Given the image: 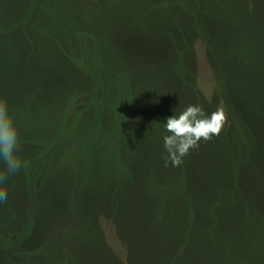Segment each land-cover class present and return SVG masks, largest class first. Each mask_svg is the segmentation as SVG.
Here are the masks:
<instances>
[{
  "label": "rangeland",
  "instance_id": "374dc122",
  "mask_svg": "<svg viewBox=\"0 0 264 264\" xmlns=\"http://www.w3.org/2000/svg\"><path fill=\"white\" fill-rule=\"evenodd\" d=\"M74 3L0 0V98L22 161L2 186L0 264H264V0H211L199 17L208 55L199 40L194 54L181 42L179 54L166 51L164 28L134 25L139 10L81 18ZM86 64L110 80L109 97L125 96L117 130L108 100L74 106ZM210 69L227 123L166 167L167 118L189 105L207 115L222 107Z\"/></svg>",
  "mask_w": 264,
  "mask_h": 264
},
{
  "label": "trees",
  "instance_id": "16d2710c",
  "mask_svg": "<svg viewBox=\"0 0 264 264\" xmlns=\"http://www.w3.org/2000/svg\"><path fill=\"white\" fill-rule=\"evenodd\" d=\"M127 1L128 0H72V2L75 3L70 7L73 11L71 14L72 16H80L81 18L84 16L97 17L106 15L105 10L114 5L123 8L125 12H128L133 8L135 10H139L143 16V21L141 23H135L134 25L142 26V29L147 28L150 30L151 27H159L166 30L165 39L162 43L164 48L165 41L167 42L166 51H169L170 53L177 52L179 54L180 44L178 43L181 42V45L182 43L184 44L182 45L183 47H186L187 50H191L194 54V44L196 40H199L203 43L205 55H208L211 47L212 36L210 30L200 24L199 17L202 13L204 14L209 12L208 3L211 0H132L129 4H126ZM73 21L76 20L73 18ZM112 33L113 32L111 30H107L105 37H103V41L106 42V40L111 39ZM81 36L83 37V34L80 30L79 39ZM84 37H87L90 40L100 39L98 32L94 30H86ZM117 40L125 46H130L131 44L128 42L133 41L128 39L127 35L125 37L124 34L123 37H120V33H118ZM61 52L64 57H67L65 58L67 61L75 55L74 51L70 48L62 49ZM92 69L91 65L86 64V71L91 74V76L88 81H86V84H84V89L74 100V106L76 109L84 112L93 104H96L101 100H108L107 102H109L112 106L113 116L115 119V126H113L112 130H117L120 127V123L123 119V111L126 107L125 96H123L122 93L114 91L112 98L109 97V93L107 91L111 89L110 80H108L107 77H102V75L98 76L94 74ZM210 70L212 71L213 81L212 91L216 94L215 98L217 104L222 106L225 110L223 101L218 96L221 83L218 78L217 70ZM87 91L89 92V95H87ZM93 94L94 97L92 98ZM78 115L74 117L73 122H76L75 119ZM88 122L96 128L97 118H90ZM90 137L92 138L91 142L97 140V131L93 129V131L90 132ZM104 143L105 142H100L97 149L92 150L90 148V151L96 153ZM41 146L43 150L45 145ZM35 159L36 157L31 158L29 161H33ZM55 165L59 168L61 166V162H56Z\"/></svg>",
  "mask_w": 264,
  "mask_h": 264
},
{
  "label": "clouds",
  "instance_id": "9594fccd",
  "mask_svg": "<svg viewBox=\"0 0 264 264\" xmlns=\"http://www.w3.org/2000/svg\"><path fill=\"white\" fill-rule=\"evenodd\" d=\"M227 114L220 107L207 115L202 107L189 105L183 111L167 118L164 124L167 135L163 137L166 155L165 166L170 162L179 167L191 150L199 147L200 141H210L219 136L225 124ZM19 133L16 121L9 110L7 100L0 98V161L5 170L0 171V202H6L8 192L2 187L10 175L20 171L22 161L18 156Z\"/></svg>",
  "mask_w": 264,
  "mask_h": 264
}]
</instances>
